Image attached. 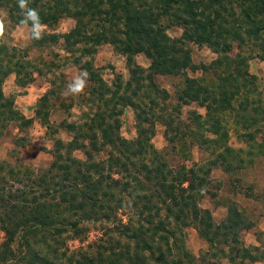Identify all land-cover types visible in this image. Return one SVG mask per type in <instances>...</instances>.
Instances as JSON below:
<instances>
[{"label":"trees","instance_id":"1","mask_svg":"<svg viewBox=\"0 0 264 264\" xmlns=\"http://www.w3.org/2000/svg\"><path fill=\"white\" fill-rule=\"evenodd\" d=\"M29 6L39 11L47 28L66 17L75 21L67 35L44 34L39 41L32 39L35 46L61 38L71 47L83 45L75 61L78 66L84 58H92L101 45L109 44L125 57L129 77L126 81L117 77L109 86L98 69L84 61L80 69L89 73V103L94 112L83 118V124H60L73 137L67 143H54L50 169L42 175L22 174L0 164V231L4 234L0 264H169L170 256L173 264H196L202 258L186 250L183 228L195 229L208 252L214 253L213 258L217 257L216 245L222 242L229 254L220 253L224 259L229 256L232 264L241 244L240 233L251 224L236 203H230L226 218L215 223L209 210L198 207L197 193L210 184L213 170L232 174L243 168L241 151L227 145L228 135L221 122L223 113L235 110L234 102L239 103L238 124L245 131L254 128L240 138L248 140L251 149L264 150V137L256 141L264 121V109L260 108L264 99L258 97L257 79L248 71L250 59L264 58L244 52L249 45L264 51V0H29ZM1 11L12 26H19L22 17L17 0H0ZM165 21L182 29L181 38L167 35ZM191 43L207 46L218 59L209 66L194 64L188 49ZM234 43L238 45L230 48ZM233 49L239 51L233 54ZM138 55L150 60V68L136 64ZM187 71L201 77H189ZM35 73L34 65L16 47H0V139L12 125L22 132L33 122L15 109L13 95L5 96V80L14 75L15 85L24 89L34 82ZM157 76L182 79L174 99L156 84ZM50 94L52 91L39 100L35 111L43 125L48 122L42 108ZM171 100L175 106L168 110L166 103ZM192 104L206 112L205 119L195 113L191 120L199 128V136L190 133L189 126L178 118L181 108ZM126 108L134 113V140L120 134ZM157 123L164 127L171 153L180 151L184 163L191 157L190 138L197 146L215 147V159L204 167L170 166L166 154L152 145ZM202 132L215 139L203 137ZM27 143L19 137L14 146L24 149ZM76 152L84 158H77ZM126 207L134 217L127 216L124 222L118 216ZM98 222L115 225L117 233L136 246V252L131 255L128 248L118 254L112 249L107 256L89 258L80 250L66 255L63 237L82 242V225ZM20 236L26 247L35 238L44 239L39 241L41 249L27 250L28 257H16L14 245Z\"/></svg>","mask_w":264,"mask_h":264},{"label":"rangeland","instance_id":"2","mask_svg":"<svg viewBox=\"0 0 264 264\" xmlns=\"http://www.w3.org/2000/svg\"><path fill=\"white\" fill-rule=\"evenodd\" d=\"M0 13L6 14L4 11ZM170 24V22H164V25L168 26L167 35L172 39L181 38L182 29L179 26H170ZM74 26L75 21L72 18L66 17L59 21L55 27H46L45 34L61 37L62 35H67ZM6 30L9 39L8 45L16 47L21 51V55L26 58V61L34 65L36 73L34 75V82L25 88L27 90L19 89L15 85L14 75L9 76L3 84V90L6 91V94L14 96L15 109L21 111L26 117H33V122L30 127L24 129L22 132H18L12 125L7 129L8 131L3 133V137L0 139V164L6 163L22 174L25 171H30L37 175H42L50 169L52 164L53 157L51 150L54 147V143L56 141L67 143L73 137L60 124H83V118L86 119L85 116L91 115L94 112V107H91V103H89V84L84 94L78 97H65L62 94L67 84L81 71L80 65L90 61L94 69H98V73L107 85L111 86L117 77H122L124 81L128 79L129 73L126 59L119 53L117 48L104 43L98 48L97 53L92 58H84L77 66L75 61L79 59L80 51L84 47L83 45L71 47L70 43L67 44L61 38L56 43L49 42L45 43L42 47H37L33 44L28 30L19 26H12L7 18V14ZM115 36L121 38L119 35ZM188 45L192 62L196 65L209 66L218 59L217 55L207 46H197L192 43ZM237 45L234 43L230 48H235ZM245 50L243 51L248 55L259 54L264 58V51L259 47L254 48L249 45ZM237 51L239 50H232L233 54L237 53ZM228 55L231 54L228 53ZM135 61L143 69L150 68L151 66L150 60L144 55L136 56ZM248 71L257 79L258 91L259 95H261L258 96L257 94V96L264 99V61L254 56L249 61ZM187 75L192 78L201 77V74L198 72L192 73L187 71ZM155 82L160 88L168 91L174 99V92L180 87L182 79L170 76H157L155 77ZM50 91H52V94L48 96L46 106L42 108V113L47 115L48 129L46 128L47 124L43 125L41 120L34 118V113L37 110L39 100ZM24 94L26 96L21 98ZM94 99L95 97L91 100ZM238 104V101L232 104L235 109L234 111L223 113L221 122L228 135L227 145L241 151L239 156L244 160L243 168L232 172V174H225L220 169L213 170L210 174V184L201 188L197 193V202L200 209L210 211L214 222L217 224L226 218L228 205L236 203L244 217L251 224V228L240 233L241 244L237 252L232 256L235 259L232 264H264V150H253L250 148V144H247L248 140L240 138L241 134L252 132L254 128L245 131L238 124L239 122L236 117ZM174 106L173 100L166 103L168 110H170V107L173 109ZM260 108L264 109V105L260 106ZM195 113L205 119V110L199 108L197 104L182 107L178 118L183 124L189 126L190 133H193L194 136H199V128L191 122ZM121 122V136L127 140H134L137 137V132L134 113L130 108L124 110ZM260 128H262V131L258 133L256 139L258 143L264 137V121L261 122ZM155 129L156 133L152 139V145L156 150L166 154V160L170 166L178 168L183 163L188 168L193 167L194 164L204 167L207 162L215 159V154L217 153L215 147L209 144L197 146L192 141V138H190L187 141L192 145L191 157L188 162L184 163L178 154L180 151H176L174 154L171 153V147L164 138V127L162 124L157 123ZM202 135L207 139H215L214 136L208 133L202 132ZM19 137H24L28 141L24 149L14 146L15 139ZM250 152H252L253 156H250ZM74 155L80 159L84 158L80 152H76ZM99 157L104 158L105 155H100ZM127 216L128 218L133 216L130 207L124 208L118 217L126 222ZM167 221L169 220L167 219ZM82 226L84 228V239L82 242L80 240H73L70 236L63 237L65 241L67 240L66 247L63 249L66 250V255L70 256L80 250L89 258H93L97 254L107 256V253L112 249L118 254L125 251L128 252V248L132 250L131 255L136 252V246L118 234V230H116L113 224L98 222L87 223ZM173 227L170 226L169 229L173 230ZM181 233H183L182 238L186 250L197 259L202 258V261L196 264H230L228 261L229 256L227 259H224L220 253L223 251L227 256L226 253L229 251L223 246L222 242L221 245L217 243L218 245L214 249L216 250L215 255L217 257L213 258L212 255L214 253L208 252V245L199 237L195 229L183 228L181 229ZM48 240V243L55 247V243L51 239ZM3 241L4 234L0 231V244ZM39 241H44V239L40 237L35 238L29 241L28 247H26L25 240L20 236L14 245L16 250L15 256L28 257L26 254L27 250L30 251L32 249L37 251L41 249L43 243L41 244ZM178 245L180 246L179 242ZM58 248L63 253L61 247L58 246ZM244 250L245 252H243ZM167 261L169 264L175 263L172 256L169 259L167 257Z\"/></svg>","mask_w":264,"mask_h":264},{"label":"clouds","instance_id":"3","mask_svg":"<svg viewBox=\"0 0 264 264\" xmlns=\"http://www.w3.org/2000/svg\"><path fill=\"white\" fill-rule=\"evenodd\" d=\"M17 5L22 17L19 21V27L27 29L31 39L36 41L43 39L47 26L42 22L39 11L29 6V0H17ZM8 44L6 14L0 13V47L7 46ZM88 82L89 73L86 70L80 71L67 84L62 94L65 97H78L84 94Z\"/></svg>","mask_w":264,"mask_h":264},{"label":"crops","instance_id":"4","mask_svg":"<svg viewBox=\"0 0 264 264\" xmlns=\"http://www.w3.org/2000/svg\"><path fill=\"white\" fill-rule=\"evenodd\" d=\"M20 89V88H19ZM25 89V88H24ZM16 90H17V88H16ZM25 90H27V89H25ZM3 93L5 94V96H10V94H6V91H4L3 90ZM24 96H26V94H24V95H22L21 96V98L22 97H24ZM18 98H20V97H18ZM131 109V108H130ZM21 114H23L21 111H19ZM35 114V113H34ZM24 115V114H23ZM25 117H26V115H24ZM26 118H28V119H32L33 117H26ZM34 118H35V115H34Z\"/></svg>","mask_w":264,"mask_h":264}]
</instances>
